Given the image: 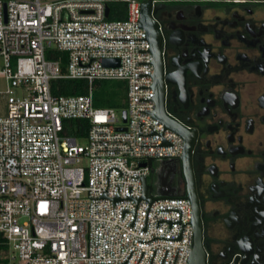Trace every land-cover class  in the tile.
Returning a JSON list of instances; mask_svg holds the SVG:
<instances>
[{
  "label": "built area",
  "instance_id": "obj_1",
  "mask_svg": "<svg viewBox=\"0 0 264 264\" xmlns=\"http://www.w3.org/2000/svg\"><path fill=\"white\" fill-rule=\"evenodd\" d=\"M148 1L167 0H0V264L189 263L191 200L149 186L156 199L143 198L151 162L184 151L154 114ZM54 45L66 69L46 56ZM59 78L84 79L88 91L54 95ZM96 80L124 81L126 108L95 106ZM66 119L90 122L85 144L66 133Z\"/></svg>",
  "mask_w": 264,
  "mask_h": 264
},
{
  "label": "flooded vegetation",
  "instance_id": "obj_2",
  "mask_svg": "<svg viewBox=\"0 0 264 264\" xmlns=\"http://www.w3.org/2000/svg\"><path fill=\"white\" fill-rule=\"evenodd\" d=\"M144 24L160 116L184 141L152 161L153 194L191 195L206 264H264V1L167 0Z\"/></svg>",
  "mask_w": 264,
  "mask_h": 264
},
{
  "label": "trees",
  "instance_id": "obj_3",
  "mask_svg": "<svg viewBox=\"0 0 264 264\" xmlns=\"http://www.w3.org/2000/svg\"><path fill=\"white\" fill-rule=\"evenodd\" d=\"M111 18H121L113 14V4ZM46 56L50 59H61L62 67L65 69L66 52L50 48ZM51 89L54 95L84 94L88 91V82L84 79L59 78L52 81ZM93 96L95 106L123 110L126 108V83L121 80H96ZM64 125L68 135L80 138L86 137L90 122L86 119H66Z\"/></svg>",
  "mask_w": 264,
  "mask_h": 264
},
{
  "label": "water",
  "instance_id": "obj_4",
  "mask_svg": "<svg viewBox=\"0 0 264 264\" xmlns=\"http://www.w3.org/2000/svg\"><path fill=\"white\" fill-rule=\"evenodd\" d=\"M151 5H152L151 1H148V2H145L142 4L143 16H142V20H141V25L144 28H145L144 16L146 14V11L151 7ZM109 11H110V8H109V6H107V10H106V16L107 17H109ZM103 63L105 65H118L119 60L118 59H104ZM154 114L157 118H159L162 122H164L166 127L170 128L172 130H175L176 132H179L173 125H171L167 121H164L161 118L160 113H159L158 102H157V110L155 111ZM123 120H124V122L127 120L126 110L123 111ZM125 129H126L125 127H119L118 128V130H125ZM182 158H184V156H182ZM143 189H144L143 198H147L150 202H153L156 199V197H149L148 196V182H147L146 178L143 179ZM167 196H171V195H168L166 193H161L160 197L164 198ZM185 197L189 198L191 200L190 194H188ZM193 225H194V234H193L191 253H190L188 264H206V255H205V250H204V245H203V236H204L203 235V227H202L200 221L196 218L195 211L193 212Z\"/></svg>",
  "mask_w": 264,
  "mask_h": 264
},
{
  "label": "rangeland",
  "instance_id": "obj_5",
  "mask_svg": "<svg viewBox=\"0 0 264 264\" xmlns=\"http://www.w3.org/2000/svg\"><path fill=\"white\" fill-rule=\"evenodd\" d=\"M53 48L56 49V46L54 45ZM3 65H4V59H3V56L0 55V70L3 68ZM64 66H65V69H66V64ZM3 86H4V78H3L2 74L0 73V88L3 87ZM6 113H7L6 99L0 95V115H5ZM77 141H78V143L85 144L87 140H86L85 137H80V138H77ZM152 181H153L152 177L149 176L148 177V183H149L150 186H152L151 192L155 193L156 192V188H155V185L153 184Z\"/></svg>",
  "mask_w": 264,
  "mask_h": 264
}]
</instances>
